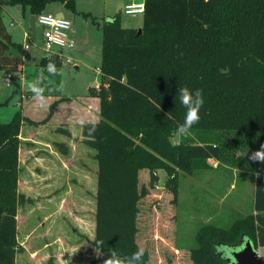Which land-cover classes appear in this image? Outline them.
Instances as JSON below:
<instances>
[{"label": "trees", "instance_id": "trees-1", "mask_svg": "<svg viewBox=\"0 0 264 264\" xmlns=\"http://www.w3.org/2000/svg\"><path fill=\"white\" fill-rule=\"evenodd\" d=\"M53 2L74 11V0H0V69L10 73L23 66L22 57L10 53L15 44L2 24L3 8L28 7L37 16ZM99 28L102 81L87 94L99 100L100 120L95 136L87 135L88 124L82 137L97 163L92 245L101 264L108 249L124 256L140 249L139 203L156 186V171L168 176L166 187L176 202V171L208 170L209 160L255 175L254 213L226 228H198L188 250L190 263L227 264L217 247H236L242 237L264 248V162L252 159L264 145V0H144L140 34L122 28L118 18ZM49 61L60 64L50 57L41 65ZM178 87L201 89L205 103L190 135L173 144L185 113L176 100ZM67 100L51 103L40 122L18 112L0 123V264H15L17 254L21 126L45 124L54 107ZM56 147L66 154L63 144ZM142 171L149 174L148 187L139 184ZM143 260L149 264L146 250Z\"/></svg>", "mask_w": 264, "mask_h": 264}, {"label": "rangeland", "instance_id": "rangeland-1", "mask_svg": "<svg viewBox=\"0 0 264 264\" xmlns=\"http://www.w3.org/2000/svg\"><path fill=\"white\" fill-rule=\"evenodd\" d=\"M130 1L74 0V11L59 2L47 4L42 14L56 16L61 13L71 24L73 48L57 49L55 53L43 50V31L39 26L35 25V34L30 33V38L26 40L31 17L28 7L5 6L2 24L11 42L15 44L10 53L21 56L23 66L22 71L10 73L0 69V123L12 121L18 112L33 120L42 118L45 102L41 106L39 101L27 97L31 92L26 94V82L38 73L43 75V86L48 88L54 89L63 81V89L57 93L74 102L87 97L88 88L100 85L102 36L99 27L104 22L118 18L122 28L139 29L142 16H126L123 13L124 5ZM24 45L30 48L23 50ZM50 57L58 60L60 64L57 69L62 70V75L52 77L46 67L41 65L43 58ZM8 74L11 75L10 79L6 78ZM75 105L71 104L69 110L78 113ZM23 129L22 138L29 137V131L36 134L37 128L29 126ZM39 137L45 135L40 134ZM74 138L77 140L79 135L74 133ZM171 142H179L175 133ZM22 143L18 154L17 194L20 200L16 211L17 264L23 263L30 254H33L34 262L35 251L43 244L40 240L50 236L59 239L57 243L61 247L63 260L69 255L77 259L74 264H99L100 252L92 245L96 195L94 171L97 165L93 161L95 152L87 147L78 154H65L70 157L66 160L69 158L72 164L68 171L57 170L52 173L51 169L44 170L43 158L46 157L42 152ZM70 162L66 161L67 166ZM204 174L212 176L211 184L198 180L197 177ZM156 175L158 182L140 201L137 218L136 242L140 249L148 252L149 264H191L188 250L195 246L194 236L198 228L206 224L226 228L252 210V174L237 173L232 179L229 172L214 177L210 171L205 170H197L194 175L176 171V202L172 201L171 191L166 187V173L159 170ZM148 181L149 174L142 171L139 184L148 187ZM220 199L219 205L217 202ZM205 203H208L206 207ZM211 204H214L213 209ZM207 217H211L208 219L210 221H206ZM73 246H79L80 249L72 252ZM217 253L229 259L228 248L217 247ZM89 254L90 258L84 256Z\"/></svg>", "mask_w": 264, "mask_h": 264}, {"label": "crops", "instance_id": "crops-1", "mask_svg": "<svg viewBox=\"0 0 264 264\" xmlns=\"http://www.w3.org/2000/svg\"><path fill=\"white\" fill-rule=\"evenodd\" d=\"M60 14L61 13H58L56 16H60ZM71 33L72 32H70V35ZM21 71H22V67H21ZM98 86L99 85H96L94 87L97 88ZM26 94H29V91H26ZM55 95H57V92H53V93L45 92V96L47 97V99L44 101L45 110L43 111V116L41 119L33 120L27 115H23V116L31 119L34 122H40L44 120L48 114L49 105L61 97L59 94H58L59 95L58 97ZM27 97L30 99H33V94L31 93ZM71 104H74V105L76 104L75 106H77L78 108V113H75L74 111L69 110V107L71 106ZM81 118L85 119L86 121H92L95 124L99 122L100 120L99 100L97 98L89 97L87 94V97H83L79 99L77 102L69 101V100L59 102L54 107L53 113L50 119L45 124L35 127L37 128L36 134H33L31 131L27 132L30 135L29 137H24V138L21 137L23 130H24L23 128L29 127L27 124H23L21 126L20 135H19V139L21 141L20 146L21 144L23 145L22 142H24V144L26 145L28 144L27 146H32L35 149V151L37 152L41 151L42 154L46 157V159L43 158V166H45L44 167L45 171L50 170V169L52 173L57 170L68 171V167L72 165L71 162L69 161V158H70L69 156H71V154L72 155L78 154L83 148L84 149L87 148L85 145H83L82 128L78 124V121ZM30 127H34V126H30ZM67 133L69 136H67ZM74 133L79 135V138L77 140L75 138H74L75 140L73 139ZM40 134H42V136L44 134L45 137H39ZM33 135H36L39 138ZM57 144H63L66 147V154H68L69 156H65V154L61 153L56 147ZM67 157L69 158L66 160ZM66 161L70 162L68 166L66 164ZM93 161H95L94 155H93ZM49 164H51V166H49ZM208 165L210 169L208 170L206 169L205 171H208V172L210 171V173L213 174L214 177H216L215 176L216 174L222 173L226 175L227 172H229L233 179L234 175L237 173L239 174L249 173V172H244V171H240L236 169H231L225 166H219L217 162H215L214 160H209ZM94 173H95L94 176H95V184H96L97 165H95ZM194 173L192 175H194ZM249 174H252V173H249ZM252 175H253V184H254L255 175L254 174ZM197 178L201 183H204V184L207 182H210L211 184L213 182V178L211 175L204 174L202 176H198ZM230 187H233V186L231 185ZM204 200L205 202L207 201L206 196ZM220 202H221V199L218 200L217 203L220 205ZM252 203L254 204V199ZM207 204L205 203V207ZM253 204H252V210L249 214L254 213ZM210 207H212L213 209L214 204H211ZM210 218L211 217L209 218L207 217L206 221H210L208 220ZM40 241H42L43 244H40L39 248H37L35 251L36 260H34L33 262L32 261L33 254H30V256L26 257L27 259H24V262L21 264H26V263L27 264H74V261L77 260L75 259V257H69V255L65 257L63 260L61 252H60L61 247L57 243L59 241L58 238L55 239L54 236H50L49 238L47 239L43 238ZM77 249H80V247L73 246L72 252L76 251ZM71 254H74V253H71ZM84 256H88V258H90L89 257L90 254L84 255ZM85 261H87V259H85ZM15 264H17V254L15 256ZM99 264H101V262Z\"/></svg>", "mask_w": 264, "mask_h": 264}, {"label": "clouds", "instance_id": "clouds-1", "mask_svg": "<svg viewBox=\"0 0 264 264\" xmlns=\"http://www.w3.org/2000/svg\"><path fill=\"white\" fill-rule=\"evenodd\" d=\"M46 71L52 77L62 75V70H58L54 61H49L46 65ZM44 77L41 73H38L31 81H27V90L33 94V99L40 102V105H44V101L47 99L45 92H58L63 89V81L56 88H48L43 86ZM178 99L180 105L185 109L183 122L178 125L175 130V135L181 138H187L190 135L191 129L194 125L199 123L200 110L204 106L205 100L203 91L201 89L191 90L188 87H178L176 100ZM168 118H173L172 114L167 115ZM81 128L87 127V135L89 137L95 136L98 129L94 122L86 121L81 118L78 121ZM253 160L264 162V145L261 146V150L257 151L252 156ZM102 242L98 243L97 247H101ZM144 250L139 249L133 252L129 256H124L118 253L114 248L108 249V253L103 259V264H144L143 260Z\"/></svg>", "mask_w": 264, "mask_h": 264}, {"label": "built area", "instance_id": "built-area-1", "mask_svg": "<svg viewBox=\"0 0 264 264\" xmlns=\"http://www.w3.org/2000/svg\"><path fill=\"white\" fill-rule=\"evenodd\" d=\"M123 13L126 16H138L144 13V0L134 2L131 0L124 5ZM35 25L43 31L42 48L47 53H55L57 49L73 48L70 37L71 24L64 17L39 14L36 16ZM26 40L30 38V32L25 35ZM29 45H24L23 50H28ZM57 56V55H56ZM7 79L11 75L6 76Z\"/></svg>", "mask_w": 264, "mask_h": 264}, {"label": "water", "instance_id": "water-1", "mask_svg": "<svg viewBox=\"0 0 264 264\" xmlns=\"http://www.w3.org/2000/svg\"><path fill=\"white\" fill-rule=\"evenodd\" d=\"M60 17H63L60 14ZM35 20L36 16L31 15L29 19V32L35 34ZM141 31L138 29V34ZM223 247V246H218ZM228 248V247H225ZM230 254L228 255L229 259H225L227 264H264L263 257L264 255L259 254L258 249L256 248L250 240L245 237L241 238L240 244L233 248H228ZM264 250V248H262ZM224 259V258H223Z\"/></svg>", "mask_w": 264, "mask_h": 264}, {"label": "bare ground", "instance_id": "bare-ground-1", "mask_svg": "<svg viewBox=\"0 0 264 264\" xmlns=\"http://www.w3.org/2000/svg\"><path fill=\"white\" fill-rule=\"evenodd\" d=\"M259 254L263 255L264 254V250L262 248L258 249Z\"/></svg>", "mask_w": 264, "mask_h": 264}]
</instances>
